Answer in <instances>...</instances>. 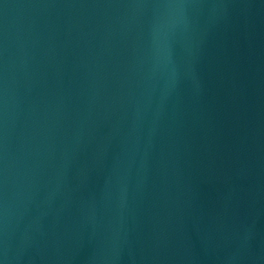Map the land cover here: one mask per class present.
Returning a JSON list of instances; mask_svg holds the SVG:
<instances>
[{"label":"water","instance_id":"1","mask_svg":"<svg viewBox=\"0 0 264 264\" xmlns=\"http://www.w3.org/2000/svg\"><path fill=\"white\" fill-rule=\"evenodd\" d=\"M0 264H264V0H0Z\"/></svg>","mask_w":264,"mask_h":264}]
</instances>
